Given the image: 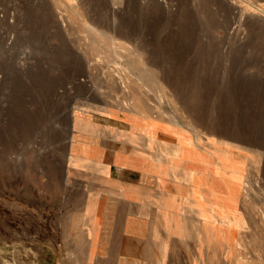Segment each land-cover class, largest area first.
I'll use <instances>...</instances> for the list:
<instances>
[{
	"label": "rangeland",
	"instance_id": "rangeland-1",
	"mask_svg": "<svg viewBox=\"0 0 264 264\" xmlns=\"http://www.w3.org/2000/svg\"><path fill=\"white\" fill-rule=\"evenodd\" d=\"M242 1L264 7V0ZM77 3L0 0V264H94L92 244L84 239L105 215L94 208L114 204L110 194L134 188L127 182L142 176L117 172L112 149L123 165L134 155L142 167H155L167 186L164 220L170 219L167 190L180 188L187 176L193 184L201 165L217 190L243 204V193L216 180L224 159L206 153L196 136L230 149L238 165L225 173L251 187L255 218L242 217L230 232L234 264H264V24L212 0ZM139 86L149 92H135ZM105 102L122 114L87 111ZM143 111L181 127L174 170L157 140L140 145L107 128H151L133 120ZM166 129L157 131L162 136ZM148 177L144 183L153 187ZM217 245L213 239L220 258L213 264H229Z\"/></svg>",
	"mask_w": 264,
	"mask_h": 264
},
{
	"label": "crops",
	"instance_id": "crops-1",
	"mask_svg": "<svg viewBox=\"0 0 264 264\" xmlns=\"http://www.w3.org/2000/svg\"><path fill=\"white\" fill-rule=\"evenodd\" d=\"M148 179L140 175L128 181L135 187L110 194L117 198L114 204L105 201L94 208V213L105 214L94 222L91 239H84L92 244L94 264H213L220 260L212 252L210 187L199 191V198L191 195L189 184L167 190L170 219L164 220L163 195L154 184L144 183ZM107 214L115 215L105 219Z\"/></svg>",
	"mask_w": 264,
	"mask_h": 264
},
{
	"label": "bare ground",
	"instance_id": "bare-ground-1",
	"mask_svg": "<svg viewBox=\"0 0 264 264\" xmlns=\"http://www.w3.org/2000/svg\"><path fill=\"white\" fill-rule=\"evenodd\" d=\"M90 1L91 0H78L77 4L80 7H82V6H85L86 3H89ZM212 1H216L219 5L225 7L226 9L228 8L231 12L233 10H236V13L238 16H242L247 20H251V21H255V22H259L261 24H264V7L262 5L259 6V5H256L252 2H250V1H247L246 3H244L242 0H212ZM116 56H117V53H116ZM119 58H121V57H119ZM118 65H121V64H118ZM134 67H135V64H134ZM117 69H118V66H117ZM129 73H130V71H129ZM152 74L154 76H156L157 78H161V76H162V73L160 71L159 72L154 71V72H152ZM110 77L111 76L109 75L107 79L105 77H103V79H106L109 81ZM134 77H135V75H134ZM138 77H139V75H138ZM99 88L101 89L102 87L100 86ZM133 90H135V89H133ZM136 91L137 92L139 91L140 93L144 92L145 94L149 92L148 89L145 88L144 86H142V87L139 86L138 90H135V92ZM122 92H124V90H122ZM140 93H138V95L135 94L131 98V102L134 106H138V104H139L138 101H139ZM197 97H198V93H196V98ZM123 101H125V99H123ZM192 106L195 110L194 114H196V117H198V115H200V113H199L200 111L197 109L196 105H192ZM89 110L91 112H98V113H101L104 115H110L111 113L122 114L118 110H115L114 108L111 109L109 107V105L107 104V102L100 104V105H97V107L95 105H93L87 111H89ZM184 119H185V122L187 124V127L189 129L193 130V128H195V127L192 124V122L188 118H184ZM133 120L140 121L144 125L149 124L151 126V128L139 126V125H137V123H132L130 128H138L139 132L138 131L133 132V130H130V129L125 130V129H120L118 127H111V126H109L107 128L111 129L114 136L120 134V132L124 135L128 134L129 140H132V141L138 140L141 143L140 145H147L148 146L149 141L157 140L167 150L168 156L170 157L171 162H172V166H173L172 169L174 170L175 169V164H174L175 161L174 160L178 154V146L174 142V140L176 139V135H179L181 127L177 123H175L174 120H172L171 118H169L167 116H166L165 125H162L161 122L159 121V117L157 115L152 114V113L148 114L144 111L142 112V115L140 117H134ZM160 126L163 128H167L166 132H163L164 134L162 136H160L159 132L157 131L158 128H161ZM159 130H161V129H159ZM168 140H170V141H168ZM195 140L198 142V144L203 148V150L206 153L215 157L219 162H221L222 158L224 159V172H221V174H218V177H216V180L222 181L227 189H230L233 191L232 193H234V194L243 193L247 197L244 199L245 200L244 203L240 204L239 206H237L235 204L234 200H232L231 198L227 199V197L224 196V194H222L219 190L216 189V182L213 181L212 172L211 171L208 172L207 169H205L203 167V165L199 166L200 178L195 180V181H198L199 185L195 181L193 184L190 183L189 182L190 178L188 176H187V178L183 177V180H182L183 184H189V187L191 190V195L196 196V198H199L198 197L199 191H201L203 193L204 187H208V186L210 187V190H211L210 215H211L212 223L216 224L215 225L216 227L212 228V238L215 239L216 243L218 244L217 245L218 251L220 253L221 252L224 253V251H225L227 262L229 264H234V258L237 257V254H236L235 247H234V241H231V238H230L231 237L230 232H232V228H233L234 223L236 221L242 219V217H247L249 219V221H252V222L255 218V215H254V209H255L254 207L255 206H253V205H255V203L251 199L252 198L251 194H250V188L251 187L250 188L242 187L241 181L234 179V178H230L225 173V170L229 169V167H233V166L236 167L238 165V161H236L230 157L232 155L231 154L232 152L229 151L230 149L227 150L228 149L227 148L225 150L224 144L216 143V142H210L205 137L196 136ZM154 147L157 150L158 145L155 144ZM112 150H113L112 154L115 156V158L116 157L119 158L118 157L119 155H117V153H115V150L114 149H112ZM140 151L141 150L138 149V152H140ZM142 151L146 155H148V153L150 152L149 149L142 150ZM233 153H236L239 156H243V154L241 152L235 151ZM161 155H163V154H161V153L159 154L160 164H164L165 158ZM226 156H228V157H226ZM220 157H221V159H220ZM117 158L114 159V165L116 166L117 172L125 174V173L133 171V172H137V173L142 174V176H152V178L154 179V181H153V184L155 185L154 187L160 189L161 194L167 193L166 192V189H167L166 184L164 183V181L163 182L160 181V179L158 178V175L156 173L155 167L152 164L148 163L147 166L143 165V167H142V165H140V161L138 159V156L132 155V157H130V159H129V163L127 165H123V163L121 161H119L120 158H119V160ZM195 158L197 159L198 162H201L200 159H204L203 156L201 157L200 155L199 156L196 155ZM201 164H202V162H201ZM180 168H181L180 170L185 171L183 166ZM160 169H161V166H160ZM213 173H215V172H213ZM106 176L108 179L111 178V169H110V172ZM172 182H173V180H172ZM197 202H196V205L199 208V203H197ZM252 203H254V204H252ZM230 204L233 205L234 207H231ZM261 264H262V262H261Z\"/></svg>",
	"mask_w": 264,
	"mask_h": 264
}]
</instances>
